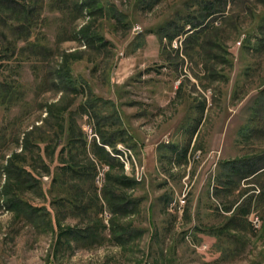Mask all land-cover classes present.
Wrapping results in <instances>:
<instances>
[{"label": "rangeland", "instance_id": "rangeland-1", "mask_svg": "<svg viewBox=\"0 0 264 264\" xmlns=\"http://www.w3.org/2000/svg\"><path fill=\"white\" fill-rule=\"evenodd\" d=\"M100 1L122 12V20L107 14L90 16L86 11L58 13L46 7L42 29L53 51L46 64L31 62L18 49L14 55L0 52V81H20L25 93L10 110H0V264H264V174L241 179L236 188H218L228 177L224 161L264 153V127L256 134L250 128H245V135L240 133L259 109L257 100L264 102L260 93L264 88V0H226L223 14L209 19L210 36L226 47L225 62L212 67L198 47L184 49L183 37L168 45L157 32L169 24H182L199 3L213 1L218 7L224 0ZM88 22L109 41L106 48L96 50L69 39ZM63 63H69L77 81L85 79L94 94L115 104H108L101 113L117 115L136 141L132 152L137 164L144 166L143 180L133 176L134 166L127 170L120 161L122 169L112 170V176L121 174L138 182L124 191L143 198L139 212L118 218L120 224L141 230L124 245L110 240L108 230L104 232L107 239L92 246L71 238L67 244L57 243L53 193L48 191L51 175L40 159L20 153L23 137L30 133L52 171L58 164L59 147L50 141L48 150L56 149L49 155L45 144L39 143L49 133L43 120L47 110L67 105L88 141L93 137L94 120L80 109L87 88L75 94L41 84L47 69ZM204 63L225 76L213 80ZM259 110L264 116V105ZM198 113L201 120L191 137L190 127ZM19 153L38 179L22 197L48 210L50 215L44 217L51 219L53 230L46 223L36 226L17 219L6 206L4 187L12 190L14 183L8 181L4 166ZM232 178L237 181L236 176ZM95 182L99 197L102 168ZM230 203L249 207L239 216L238 228L218 237L206 233L208 227L224 223L230 214L224 206ZM252 214L261 220L258 228L251 225ZM60 217L61 226L85 227L90 222L84 213ZM98 218L107 224L108 210Z\"/></svg>", "mask_w": 264, "mask_h": 264}, {"label": "trees", "instance_id": "trees-1", "mask_svg": "<svg viewBox=\"0 0 264 264\" xmlns=\"http://www.w3.org/2000/svg\"><path fill=\"white\" fill-rule=\"evenodd\" d=\"M157 1L154 0V3ZM226 2L224 0L223 5L218 7L217 4L219 3L213 1L199 3L197 9L189 13V17L185 18L182 24L175 23L169 24L165 28L162 27V30L157 32L159 40L161 42L165 40L168 45H171L175 38L183 37L181 45L184 46V49L198 47L206 54L207 61L212 63L211 67L213 64L224 63L222 51L225 52L226 47L221 40L213 39V36H210L213 25L209 19L213 18L215 14H223ZM46 7L58 13H66L68 10L80 15L84 11L90 16L107 14L116 20H122V16H124L113 6L105 7L100 0H51L48 2L46 0H0V52L3 56L8 53L14 55L15 49H18L19 53L28 56L27 58L31 62L46 64L49 61L53 51L49 39L42 29ZM69 39L83 42L85 46L96 50H102L109 44V41L92 26V22L84 24ZM205 64H203L204 69L209 71L213 80H217L220 75L225 76L220 71H210L209 66L207 67ZM42 83L49 85L50 89L55 88L56 91L60 92L69 89L75 94L84 91L83 88H87V94L83 103L80 104V109L85 114L89 113L95 125V132L93 133L95 136L88 141L86 133L77 124L69 105L47 110L48 114L43 123L47 125L49 133L39 143L45 144L46 151L50 141H54L56 148L59 147L56 156L58 164L52 171L49 164L43 161L40 150H38V143H35L29 136L30 133H25L22 140L20 153L23 151L27 153V156L40 159L44 164L45 172L51 175L48 191L53 193L51 202L55 208V221L58 228L57 243L67 244L69 243L68 239L71 238L83 246H92L100 240L107 239L104 232L108 230L110 240L115 241L118 245H124L132 238L139 236L141 230L127 224H120L118 218L139 212L143 198L127 194L124 191L138 186V182L121 174L112 176V170L122 169V164L118 159L112 157L104 146L115 149L118 143H123L133 149L136 141L123 127V122L117 115L115 117L111 113L106 116L101 113L102 108L108 104L112 107L115 104L94 94L85 79L77 81L72 75L69 63H63L52 71L47 69ZM260 93L262 96L264 95V88L260 90ZM24 95L23 84L20 81H0V110H10L24 98ZM257 102L260 109L264 102L260 100ZM259 109L253 111L249 120L250 124L240 130L241 134L245 135V128H250L252 133L256 134L264 127V116L261 117ZM196 116L193 118L195 122L190 127L191 137L197 133L198 124L201 120L199 113ZM114 124L115 126H113ZM16 143H19V139H16ZM56 148L49 149V155H53ZM185 152L184 149V154ZM20 153L10 157L4 166L8 181L11 179L14 183L11 186L12 190L7 186L4 187V194L7 196L6 206L14 211L17 219L34 223L36 226H42L46 223L53 230L51 219L47 220L44 217L46 214L47 217L50 215L48 210L43 206H34L22 197V192L33 188L38 179L32 172L31 165L22 160L24 158L21 157ZM104 165H107L108 169L103 172L104 183L99 188L100 196L98 197L95 178L99 169ZM223 165L228 169L226 172L228 177L222 181V186L218 188L224 189L227 186L230 188L233 185L236 188V183L239 180H249L259 174H264V153L255 157L226 160ZM234 176H236L237 181L232 178ZM262 188L264 189V187ZM167 203L166 200L165 205ZM237 203L225 205L224 211L230 212V214L224 223L219 226L208 227L206 233L218 237L229 228H238L237 224H241L239 216L247 213L249 207ZM105 208L110 214L107 224L104 223L103 219L98 218ZM68 213H84L87 218H90V222L85 227L61 226L60 215L65 216Z\"/></svg>", "mask_w": 264, "mask_h": 264}, {"label": "built area", "instance_id": "built-area-1", "mask_svg": "<svg viewBox=\"0 0 264 264\" xmlns=\"http://www.w3.org/2000/svg\"><path fill=\"white\" fill-rule=\"evenodd\" d=\"M106 150L111 154L112 157L118 159L124 166L125 169L130 170L133 166L135 168L134 177L137 181H142L145 176V169L143 165H138L132 149L123 143H118L115 149L105 146ZM108 166H104L102 170H106ZM182 202V201H181ZM171 204V203H170ZM178 210H181V206H178ZM260 218L256 215H251L250 222L254 228L260 226Z\"/></svg>", "mask_w": 264, "mask_h": 264}, {"label": "crops", "instance_id": "crops-1", "mask_svg": "<svg viewBox=\"0 0 264 264\" xmlns=\"http://www.w3.org/2000/svg\"><path fill=\"white\" fill-rule=\"evenodd\" d=\"M196 135V134H195Z\"/></svg>", "mask_w": 264, "mask_h": 264}]
</instances>
